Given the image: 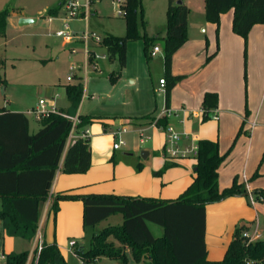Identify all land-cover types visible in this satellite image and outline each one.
Returning <instances> with one entry per match:
<instances>
[{
	"label": "trees",
	"instance_id": "obj_1",
	"mask_svg": "<svg viewBox=\"0 0 264 264\" xmlns=\"http://www.w3.org/2000/svg\"><path fill=\"white\" fill-rule=\"evenodd\" d=\"M65 0L49 8L43 18H55ZM177 0H168L166 9V35L163 39L149 37L142 0H123L119 6L120 17L124 20V36L105 34L99 47L106 52L109 62L117 61L118 72L112 73L114 82L126 66L127 45L142 41L144 55L150 59L149 48L163 41V67L165 81V101L168 102L171 89L181 79L171 74L174 53L187 41V21L189 9ZM232 11V31L246 43L253 26L264 24V0H205L204 19L207 23L219 25L221 15ZM8 9L0 12V39L6 37ZM155 47V46H154ZM93 50L89 63L94 61ZM84 87L80 80L65 86V94L72 109H76L83 97ZM215 94H206L202 107L205 111L214 108L211 100ZM64 113H48L40 120V129L35 134L28 130V119L22 113L0 109V195L9 199L0 210V221H8L23 235V229L35 233L40 217V209L46 202L52 183L62 162L61 172L67 175L84 174L91 166L89 139L79 138L65 151L67 137L72 122ZM77 129L81 130L97 117L79 115ZM152 116L141 120L151 122ZM203 121L208 120L204 117ZM165 128L167 118L156 122ZM18 128L16 135L15 129ZM17 137V138H16ZM17 140V145L15 141ZM13 142V144H11ZM225 156L219 153L217 142L200 140L197 142L195 172L186 190L175 200H156L113 194L72 195L59 194L52 201V211L59 200H80L83 205V226L95 227L108 217L121 214L120 226H108L94 233L89 248L75 253L81 264H94L100 258L127 263L125 250L129 249L132 259L138 264H264V240L255 242L242 237L245 227L235 230L224 257L220 261L207 260L205 244V207L219 203L236 195L248 196L243 185L233 180L229 188L220 190L218 169ZM169 165H165V169ZM264 201V193L259 192ZM256 201V199H255ZM155 224L163 229V234L155 238L147 227ZM118 243L116 246L109 239ZM5 264H26L28 253L4 254ZM36 264H66L55 243L44 244L36 259Z\"/></svg>",
	"mask_w": 264,
	"mask_h": 264
},
{
	"label": "rangeland",
	"instance_id": "obj_2",
	"mask_svg": "<svg viewBox=\"0 0 264 264\" xmlns=\"http://www.w3.org/2000/svg\"><path fill=\"white\" fill-rule=\"evenodd\" d=\"M186 1L193 10L194 15L196 17L200 16L205 6V0ZM60 2L61 0H0V12L8 9L10 13L7 20L6 37L0 39V107L4 105L11 110L27 112L37 107L38 102L42 101L48 108L54 105L56 109L64 107L67 109L69 104L64 91L65 86L75 84L80 80L83 87L85 85L86 94L79 105L82 114L98 115L102 113L104 115L131 116L136 111L143 113L148 102L149 104L156 102L157 112L155 115H157L163 106L164 93H154L152 84L157 88L159 80L164 78L162 53L154 57L151 56L149 60L144 56V62L140 64L134 55L132 57L134 51L133 48H130L132 60L130 71L112 82L110 75L118 72L119 65L117 61H108L103 48L94 44L93 41L89 42V46H92L95 51L94 63L96 66H94L86 61L83 44H74L76 52L72 54L69 51V47L72 45H63L61 38L56 37V32L61 29V19L64 18L63 8L60 10L57 19L52 22H48L46 18H43L49 8L57 6ZM122 2L123 0H94L91 3L88 18L75 19L71 21L70 27L76 35L88 30L100 37H103L106 33L114 35H116L115 33H123L118 35L123 36L125 34V30L123 31L125 22L117 14L119 5ZM142 6L147 30L149 28L156 31L162 26L166 28L163 9L167 6V0H142ZM22 19L35 20V23L21 26L19 21ZM134 43H137V41L130 42V47ZM150 49H152V46ZM43 60L44 63L41 62ZM248 66L250 65L246 43L242 53V79L245 87ZM68 77H71L70 80H68ZM130 77L136 78L135 84L130 83ZM77 108H71V112L66 110L61 112L71 116L75 115ZM29 117L32 119L33 115L29 114ZM98 128L101 130V136L94 138L95 134H93L89 144L93 150L110 153L109 156L105 157L108 170L110 169L113 172L115 168L121 165L126 166L130 160L136 159L135 153L130 150L133 134L124 136L127 147H124L126 146L124 145L120 150L111 154L114 143L110 136L112 128L108 127L106 133H104L101 125H93L90 130L96 132ZM249 128V126L245 127L247 130ZM148 135L146 133L145 138H148ZM244 135V132L238 130L233 136H230L224 130L220 136H216L222 155H226L227 160H229V165L224 168L225 171L221 177V190L229 188L234 179L238 184L245 186L244 179L247 178L249 181L247 189L253 193L252 196L256 199L259 229L264 238V201L259 194V192L264 193V132L258 133V140L249 156V161L247 150L241 145ZM149 136L151 142L158 146L162 138L161 133L154 132V135L150 133ZM142 146L146 147L145 145ZM144 148L141 151H145ZM149 151L150 157L147 160L139 159V162L144 166L150 165L154 174L163 179L164 176L166 177L165 165L169 162L161 157L162 148ZM174 163L178 168L175 175H180L185 168H188V161L177 160ZM253 163L254 166L251 170L249 166ZM61 174L63 173L61 172ZM161 184L169 186L164 182H161ZM54 195L56 197L59 193L56 191ZM73 202L76 201H57L56 213L52 211V202H50L48 215L43 221L41 229L45 238L44 241L55 243L59 247L60 255L66 264H81L75 252H63L61 248L65 247L67 242L73 240L84 245L87 249L91 235L97 233V231L96 228L83 226V206L78 211L75 205L72 204ZM213 205L214 203L205 207L207 213V244L210 253L218 245L227 243L231 237L233 238L237 228L245 226L252 230L254 228L252 223L255 219L254 210L248 196L234 201L233 204L229 203L219 213H217L218 210H214ZM42 212L43 208L40 209V215H42ZM72 222H75V224L77 222L78 232L76 235L67 229V224ZM157 227L162 230L161 227ZM5 231L6 233L3 236L4 253L12 254L13 251L22 249L25 243L16 242V236L11 234L7 228ZM32 242L33 238L30 244ZM213 255L211 254V256ZM126 257V264H135L131 256L126 254ZM223 257L222 255L220 260ZM106 262L94 264H108Z\"/></svg>",
	"mask_w": 264,
	"mask_h": 264
},
{
	"label": "crops",
	"instance_id": "obj_3",
	"mask_svg": "<svg viewBox=\"0 0 264 264\" xmlns=\"http://www.w3.org/2000/svg\"><path fill=\"white\" fill-rule=\"evenodd\" d=\"M180 1L189 9L187 21V41L180 49H178L174 53L172 57L171 74L173 76H179L181 77V79L171 89L167 103L165 101V93L163 92L164 102L162 109L158 112V114L155 115V113L157 112V104L156 102L152 101V104H149L148 102V105L144 107L145 111H143V113H139L138 111H136V113L131 116L104 115L102 113L98 115L82 114L79 106L76 110L75 115H67L70 117L85 115L99 118V120L95 121L88 127L81 129V132H78L83 133L85 130H87V138L89 140L93 137V134H95L94 138L97 136H101V130L99 128L98 130H96V132H92L90 130V127L93 125H101L104 133H106L108 127L112 128L110 136L113 141L115 140V137H113V133L120 128H126L127 133L123 135V139L125 135H134L131 141L132 144L130 145V150L135 153L136 159L130 160L128 162V165H121L120 167L115 168L113 172H111L110 169L108 170V168L106 167L105 160V157L109 156L110 153L93 150L90 147L91 166L86 173L74 175L61 174V162L58 170L56 171L48 198L42 206L43 212L39 217L37 229L34 234L29 229H23V235H20V231L16 230L15 227L8 221V219L0 221L1 264H5V259L3 256V236L6 233V228L11 234H14L16 236V242L21 241L22 243H25L22 249L15 250L12 254L27 252L28 259L26 264H32L31 260L29 261V257L35 244V234L37 230H39L44 244H52L50 242L44 241L45 238L42 234L41 227L43 221L48 215V207L50 202L53 201L55 197L54 192L56 191L59 194L66 193L72 195L113 194L136 198H151L156 200L177 199L178 195L186 190V188L192 181L195 172L196 160L195 156L192 153L177 157H169L164 154L163 146L165 143V133L159 127L152 125V123L154 120L162 118L160 116L165 110L169 111L172 114L170 117H167L168 125L174 126L175 129L179 132H185L187 135L192 136L197 142L200 140H210L218 143V137L216 136H220L221 132H224V130L225 132H228L230 136H233L238 130L240 132H244L245 135L241 140V145L245 150H247V158L249 161V156L251 152H253V147L258 140V133L264 132V24L253 26L247 36V54L250 66H248V77L245 87L244 80L242 79V53L244 50V45H246V43L240 36L234 34L232 31L233 12L229 11L221 15L219 25L217 26L205 21L204 9L201 12V15L196 17L193 13V10L190 8V6H188L187 1ZM166 9L167 6L165 7V9H163V16H165V18ZM55 19H57V17L46 18L48 22H52ZM70 23V32L75 33L74 30L70 27ZM124 30L126 33L125 24L123 31ZM146 33L149 37L163 39L166 35V28L165 26H162V28H159L156 31H153L149 28L147 30L146 28ZM115 34L116 35H111L118 36L122 35L123 33ZM76 37L71 38L68 41V45H72L69 47V51H71L72 48L75 49L73 46L74 44L81 43L76 40ZM61 40L63 42V45L67 44L65 39L61 38ZM154 46L158 47L160 51L155 53L152 57L156 56L159 53H162L163 56V41H156L153 44L152 49L149 50L150 54L153 51ZM130 48H133L132 50L134 51L132 57L134 55L135 59L140 62V64L144 62L145 55L143 42L137 41V43H134L132 47H130V44H128L126 52V66L122 70L120 76L126 75L128 71H130L132 61ZM41 62L44 63L45 61L43 60ZM162 70L164 72L163 63ZM130 78V83L135 84L136 78ZM152 88L154 93H156L160 89L159 86L155 88L153 84ZM208 93L216 95V100H211V104L214 106V108L210 109L209 112H211V114L215 113L218 117L217 120L208 118V120L203 121L201 116L195 117L191 115V113L198 112L201 108H203L202 104L204 101V97ZM85 96L86 94L84 85L83 97ZM68 104L69 107L67 109L65 107L56 109L54 105L53 108L55 109L56 113L64 110L71 112L72 109L70 103L68 102ZM37 107H35L34 109H36ZM0 109L24 114L28 119V130L30 134H35L41 127V118H37L31 113V111L34 109L24 112L8 109L4 105L1 106ZM29 114L33 115L32 119H30ZM145 116H152L154 119L151 122L141 120V118ZM247 126L250 127L249 130L245 129V127ZM18 131V128H16L15 131L12 132H16L17 135ZM0 132H8V130H2L0 128ZM154 132H160L162 135L161 141L158 146L154 145L151 142V137L149 136L150 133L154 135ZM218 132L220 133L218 134ZM146 133L149 134L148 138H145ZM189 136L180 142V148L182 150L190 149L192 142L190 141ZM77 139H79V134H75L74 139L66 141L65 151ZM11 144H13V142H11ZM15 144L17 145V140L15 141ZM124 145V147H127L126 143ZM142 145H145L146 147L144 148ZM121 147L118 150H120ZM218 147L219 153L222 155L219 143ZM143 148L145 149V151H141ZM157 148H162L160 155L162 158L169 162V166L166 168L165 172L166 177L164 176L163 179L154 174L153 169H151L150 165L144 166L139 162V159L147 160L151 155L149 150L153 151V149L156 150ZM118 150L111 149V154H114ZM177 160L188 161V168H185L180 175H175L176 171H178V168L177 165H175L174 161ZM228 165L229 160H227V157L225 155L224 161L218 169V186L220 190L221 177L223 175V172L225 171L224 168ZM253 166L254 163L249 166L251 170ZM244 181V188L246 189L249 197V194L252 195L253 193L247 189V184L249 182L247 178L244 179ZM161 182L169 184V186H164L161 184ZM55 187L57 188V190ZM244 197L246 196L236 195L227 198L219 203H214L212 207H215L214 210H218L217 213H219L220 210L226 208L229 203L233 204L234 201L242 199ZM8 199V197L0 195V210L3 208L4 202ZM74 201L76 202H73L72 204L75 205L76 210L79 211L80 207L83 206L82 202L80 200ZM251 207L253 208L255 214V219L252 223L254 224V228L250 230L248 227L243 226L245 227L243 233H246L250 237L251 242L264 240L259 229V217L256 211V204L252 205ZM205 214V244L208 253L207 260L219 261L222 255L224 256L226 249L232 240V237L227 243L225 242L224 244L218 245L216 249H214L210 253L207 244L206 210ZM122 222V215L115 214L108 217L106 220L102 221L95 227L91 228H96V231L100 232L101 230H103V228H106L108 226H120ZM147 227L155 238H159L162 236L163 229L160 230L157 225L147 223ZM67 229L68 231L76 235L78 232L77 222L76 224L75 222L68 223ZM92 236L93 234L91 235V237ZM32 238L33 242L32 244H30ZM71 241L75 243L73 247H69V242ZM109 241L118 246V243L112 238H110ZM69 242H67V245L65 247L61 248L63 252L72 253L75 252V248L86 250L84 245L78 244V242H75L73 240H70ZM57 248L59 250V247ZM125 253L131 256V252L129 249H126ZM211 254L214 255L211 256ZM105 261H107L106 263L108 264H120L117 261L109 260L107 258H100L95 263H105ZM135 264L138 263L135 262Z\"/></svg>",
	"mask_w": 264,
	"mask_h": 264
},
{
	"label": "built area",
	"instance_id": "obj_4",
	"mask_svg": "<svg viewBox=\"0 0 264 264\" xmlns=\"http://www.w3.org/2000/svg\"><path fill=\"white\" fill-rule=\"evenodd\" d=\"M94 0H65L62 8L64 9V18L62 20V29L56 32V37L62 38L66 40V43L68 44L69 40L71 38H75L76 40L81 42L83 44V53L85 55L86 61L89 63V57L91 56V52L93 50L92 46H89V42L93 41L94 44L99 45L103 37L98 36L95 33L89 32L88 30L81 32L80 35H76V33H71L69 28V23L75 19H78L80 17L82 18H88L90 14V7L91 3ZM118 14L121 15V12L118 11ZM160 49L158 47H154L153 51L151 52V56H153L155 53L159 52ZM76 52L75 49H71V53L74 54ZM94 52V50H93ZM94 54V53H93ZM95 54H94V60H95ZM94 66L95 63L93 61L92 63ZM71 77H68V80H70ZM159 90L158 93L165 91V81L164 78L159 80ZM33 115H35L37 118H42L48 113H56L55 109L53 107L48 108L42 101L38 102V107L31 111ZM172 114L165 110L163 111L162 115L160 117H170ZM192 116L198 117L201 116L202 119L204 117L217 120V115L215 113L205 111L203 108H201L198 112L191 113ZM67 119H69L72 122L71 130L69 132V135L67 137V141L70 139L75 138V134H79V138H86L87 137V130H85L83 133L80 130L77 129V125L79 124L78 117H70L67 115H63ZM158 120V119H157ZM157 120H154L152 125L157 126L156 122ZM162 129L165 133V143L163 146L164 154L169 157H177V156H185L188 153H192L194 156L197 154V141L192 137L187 135L185 132H179L175 129L172 125H167L165 128L159 127ZM127 133L126 128H120L116 130L113 133V137H115L112 149L118 150L121 146L125 144V140L123 139V135ZM190 137V141L192 142V145L189 150H182L180 148V142L187 137ZM142 142V140H141ZM249 200L252 205L255 204V199L252 197L251 194H249ZM242 237L247 238L250 241V237L246 233H242ZM43 245L42 236L40 235L39 230H37L35 234V244L33 247V250L30 253L29 261L31 260L32 264H36V259L38 255L41 252ZM75 245L74 242H69V247H73ZM28 259V258H27Z\"/></svg>",
	"mask_w": 264,
	"mask_h": 264
},
{
	"label": "water",
	"instance_id": "obj_5",
	"mask_svg": "<svg viewBox=\"0 0 264 264\" xmlns=\"http://www.w3.org/2000/svg\"><path fill=\"white\" fill-rule=\"evenodd\" d=\"M176 4H182V2L180 0H177ZM35 23V20H30V19H22L19 21V25H28V24H32Z\"/></svg>",
	"mask_w": 264,
	"mask_h": 264
}]
</instances>
